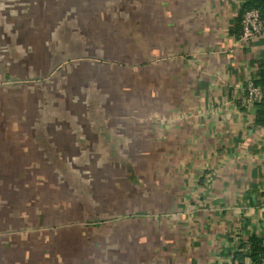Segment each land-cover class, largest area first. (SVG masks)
<instances>
[{
  "label": "crops",
  "instance_id": "1",
  "mask_svg": "<svg viewBox=\"0 0 264 264\" xmlns=\"http://www.w3.org/2000/svg\"><path fill=\"white\" fill-rule=\"evenodd\" d=\"M135 1L128 25L153 83L142 93L148 104L76 136L75 146L144 156L128 165L129 198L118 196L138 209L101 217L91 264H252L249 239L264 242V128L254 125L246 83L263 39L239 40L245 0Z\"/></svg>",
  "mask_w": 264,
  "mask_h": 264
},
{
  "label": "rangeland",
  "instance_id": "2",
  "mask_svg": "<svg viewBox=\"0 0 264 264\" xmlns=\"http://www.w3.org/2000/svg\"><path fill=\"white\" fill-rule=\"evenodd\" d=\"M132 1L0 0V264H91L101 217L138 209L144 156L75 146L148 104Z\"/></svg>",
  "mask_w": 264,
  "mask_h": 264
},
{
  "label": "trees",
  "instance_id": "3",
  "mask_svg": "<svg viewBox=\"0 0 264 264\" xmlns=\"http://www.w3.org/2000/svg\"><path fill=\"white\" fill-rule=\"evenodd\" d=\"M250 9H256L260 13V15L264 16V0H245L241 7L240 16L238 17V22L240 26V33H241V18L245 11ZM264 42V38H263ZM254 85L259 87L262 96L261 98L252 104L253 107H255V119H254V125L259 128H264V58L260 60L259 66H258V72L257 76L253 81ZM263 244L261 239L258 237H251L249 239V251L246 253V256L250 259L252 264H260L262 259V250H263Z\"/></svg>",
  "mask_w": 264,
  "mask_h": 264
},
{
  "label": "built area",
  "instance_id": "4",
  "mask_svg": "<svg viewBox=\"0 0 264 264\" xmlns=\"http://www.w3.org/2000/svg\"><path fill=\"white\" fill-rule=\"evenodd\" d=\"M241 33L239 35L240 41H249L253 39H263L264 38V16L262 17L258 10L250 9L243 13L241 18ZM254 79H250L246 83V94L247 101L249 104L257 102L261 96L262 92L259 87L255 86L253 83ZM262 264H264V246L262 250Z\"/></svg>",
  "mask_w": 264,
  "mask_h": 264
}]
</instances>
